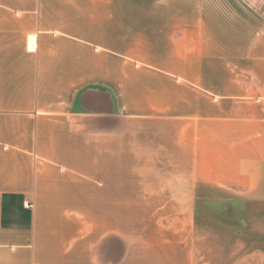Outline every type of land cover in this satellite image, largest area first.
<instances>
[{
    "label": "crops",
    "instance_id": "crops-1",
    "mask_svg": "<svg viewBox=\"0 0 264 264\" xmlns=\"http://www.w3.org/2000/svg\"><path fill=\"white\" fill-rule=\"evenodd\" d=\"M228 5L0 0V264H264V2Z\"/></svg>",
    "mask_w": 264,
    "mask_h": 264
},
{
    "label": "rangeland",
    "instance_id": "rangeland-1",
    "mask_svg": "<svg viewBox=\"0 0 264 264\" xmlns=\"http://www.w3.org/2000/svg\"><path fill=\"white\" fill-rule=\"evenodd\" d=\"M188 1H192V0H188ZM225 2H228L229 5L228 6H232V10L231 12L235 14H238L241 10H240V6L242 3L245 2H251V1H260V2H264V0H223ZM222 4L220 3L217 7V10H224L221 6ZM245 4H243L244 6ZM230 6V7H231ZM227 8V7H226ZM189 9L184 10L185 12H187ZM191 10V9H190ZM252 11V9H249V11ZM203 11V10H202ZM227 12H229V9L227 10ZM260 208V213L259 215H254V216H249L247 218H245L244 223L247 225V232H248V237H250V245H255V244H260V232H262L263 228H264V206L261 205L260 207L257 205H251L250 208ZM215 208V206H210L209 204H202L201 205V210H204L205 213L204 215L198 216L197 218V224L202 227V229L204 227L211 225H217L218 223H225V222H219L220 221H225L226 218H212L208 216V211L210 209ZM229 223H231L230 219L227 220ZM214 236L216 235V242L221 241L223 238H225V233L221 232L218 234H213ZM213 240L215 241V239L213 238ZM212 240V241H213ZM233 240H235L233 238ZM211 244V242H210Z\"/></svg>",
    "mask_w": 264,
    "mask_h": 264
}]
</instances>
